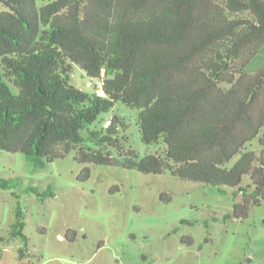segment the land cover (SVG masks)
Instances as JSON below:
<instances>
[{
	"label": "trees",
	"instance_id": "1",
	"mask_svg": "<svg viewBox=\"0 0 264 264\" xmlns=\"http://www.w3.org/2000/svg\"><path fill=\"white\" fill-rule=\"evenodd\" d=\"M0 4V151L21 154L34 168L76 151L82 165L168 173L230 195L223 222L246 219L264 201V64L246 73L264 48V0ZM74 66L103 79L102 97L70 83ZM118 102L137 110L141 142L160 145L159 152L139 159L125 151V125L115 115L89 129ZM84 130L100 149L81 147ZM89 175L84 166L78 180ZM244 177L250 184L242 186ZM17 182L0 179V189L15 190ZM24 194L53 196L35 188ZM24 227L17 204L7 241L21 239L19 261L30 256Z\"/></svg>",
	"mask_w": 264,
	"mask_h": 264
},
{
	"label": "rangeland",
	"instance_id": "2",
	"mask_svg": "<svg viewBox=\"0 0 264 264\" xmlns=\"http://www.w3.org/2000/svg\"><path fill=\"white\" fill-rule=\"evenodd\" d=\"M263 64L264 48L246 73ZM70 83L94 92L95 79L78 66L73 67ZM137 114L118 102L89 129L106 127L115 115L125 125L119 129L126 138L125 151H134L139 159L159 152L160 145L141 142ZM81 136V147L100 149L87 139L85 130ZM251 148L259 151L257 140ZM108 151L117 157L116 151ZM75 155L71 151L44 168H34L21 154L0 151V179L18 180L15 190L0 189V264H264V201L246 219L223 222L221 218L232 212L230 195L168 173L82 165ZM84 166L90 175L82 182L78 175ZM248 184L249 177H244L242 186ZM29 188L51 191L53 196L41 200L24 194ZM17 204L29 239L30 256L22 261L17 259L21 239L7 241ZM68 231L75 232L73 240L68 239ZM186 237L192 245L182 242Z\"/></svg>",
	"mask_w": 264,
	"mask_h": 264
},
{
	"label": "built area",
	"instance_id": "3",
	"mask_svg": "<svg viewBox=\"0 0 264 264\" xmlns=\"http://www.w3.org/2000/svg\"><path fill=\"white\" fill-rule=\"evenodd\" d=\"M94 93L97 97L103 96V79H95Z\"/></svg>",
	"mask_w": 264,
	"mask_h": 264
},
{
	"label": "crops",
	"instance_id": "4",
	"mask_svg": "<svg viewBox=\"0 0 264 264\" xmlns=\"http://www.w3.org/2000/svg\"><path fill=\"white\" fill-rule=\"evenodd\" d=\"M89 85V83H87Z\"/></svg>",
	"mask_w": 264,
	"mask_h": 264
}]
</instances>
